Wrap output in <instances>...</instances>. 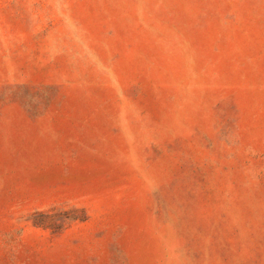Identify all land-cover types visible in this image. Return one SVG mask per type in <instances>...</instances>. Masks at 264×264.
<instances>
[{"label":"rangeland","instance_id":"rangeland-1","mask_svg":"<svg viewBox=\"0 0 264 264\" xmlns=\"http://www.w3.org/2000/svg\"><path fill=\"white\" fill-rule=\"evenodd\" d=\"M0 264H264V0H0Z\"/></svg>","mask_w":264,"mask_h":264}]
</instances>
